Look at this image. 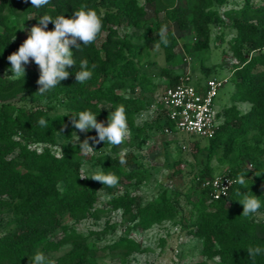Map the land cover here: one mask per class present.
<instances>
[{
  "label": "trees",
  "instance_id": "16d2710c",
  "mask_svg": "<svg viewBox=\"0 0 264 264\" xmlns=\"http://www.w3.org/2000/svg\"><path fill=\"white\" fill-rule=\"evenodd\" d=\"M142 1L50 0L48 5L37 9L30 0H0V67H11L7 56L22 43L14 39L15 26L9 23L10 16L21 14L23 26H34L44 14L71 18L75 11L90 9L103 22L94 43L81 45L82 51L72 48L77 66L68 69L69 77L44 95L36 93L39 71L34 62L25 65L23 79L0 74V213H9L12 225L0 234V264H31L37 252L46 257L65 245L68 248L50 264H100V252L117 256L116 264H128L127 258L132 253L147 250L140 241L126 235L102 246L89 241L91 234L107 232L110 227L107 221L100 230L87 233L77 231L73 225L87 216L98 218L114 211L126 222L125 229L143 232L154 223L176 216V192L162 187L153 198L141 203L127 190H118L120 183L140 182L148 175L140 165L126 169V163H119L117 153L131 144L130 139L120 148L89 140L95 152L84 155L79 143L96 136V132H79L71 125L70 115L91 110L97 114V121L106 126L109 113L123 105L128 128L132 127L135 116L148 106L147 102L142 95H124L116 90L127 88L133 93L138 88L144 93L155 85L139 70L140 47L148 42L158 43L157 33L166 25L170 43L159 46L165 61L179 60L181 51L189 56L201 55L199 63L206 78L209 68L203 66L202 56L207 55L211 24L234 30L228 40L230 57L221 51L222 59L228 60L233 90L229 95L231 103L216 112L220 122L214 134L205 138L200 148L193 143L201 151L202 168L194 176L198 193L193 201H188L192 221L186 232L200 240L199 254L206 260L216 261L220 257L221 264H264V253L253 261L246 251L249 246L264 248V218L244 217L243 206L237 202L243 199L241 194L254 195L262 204L259 212H264V0L256 4L240 0L237 7L221 12L217 6L226 0ZM146 5L151 7L149 16ZM160 10L163 22L157 18ZM122 23L126 29L119 34L117 26ZM53 28L50 22L47 30ZM186 34L188 41L184 40ZM142 38L146 40L143 45L138 43ZM81 59L89 61L93 73L84 84L76 83L74 75ZM161 73L168 77V85L178 76L171 75L165 67ZM59 96L63 97L61 113L50 114L49 108L37 105L25 108L15 104L18 98L35 104ZM237 102H247L248 108L238 110ZM41 117L48 122L47 128L38 125ZM160 123L163 127L172 126L163 115ZM141 131L142 127H138L137 136ZM74 135L79 141L72 140ZM57 138L62 140L57 155L47 147L40 151L29 147L30 143L52 145ZM212 158L223 166L221 175L236 179L239 173H245L248 187L233 183L226 196L210 199L208 189L200 188L198 180L211 177ZM84 160L92 161L105 174L114 173L119 178L118 185L107 187L90 178L80 179L85 175L81 168ZM245 162L250 167H245ZM173 164L179 170L178 163ZM98 190L106 195L105 206L95 205ZM51 234H55L54 238Z\"/></svg>",
  "mask_w": 264,
  "mask_h": 264
},
{
  "label": "rangeland",
  "instance_id": "374dc122",
  "mask_svg": "<svg viewBox=\"0 0 264 264\" xmlns=\"http://www.w3.org/2000/svg\"><path fill=\"white\" fill-rule=\"evenodd\" d=\"M142 3V0H137ZM259 0H252L256 4ZM240 0H226L220 6H217L218 12L231 7H237ZM148 8V16L150 15L151 7ZM23 15H13L8 18L10 24L15 26L14 39L24 41L27 38L28 31L32 26H23L21 20ZM159 22L164 21L163 11L160 10L157 14ZM168 24V23H167ZM171 26V25H170ZM208 36V51L207 55H203V66L209 68L208 77H215L224 80L222 85L217 89L216 95L213 98L215 110H220L221 107L230 104L229 95L233 90L230 71L227 68V59H222L221 51H224L226 57H230L228 51V40L233 35L234 30L228 27L211 24L209 26ZM119 34H123L126 27L122 23L117 26ZM189 36L186 34L184 40L188 41ZM145 38L138 41L143 45ZM191 41H194L191 38ZM141 62L139 70L150 78L155 85L150 87V90L142 93L140 89L135 88L134 92H130L127 88L117 89L116 92L124 95H142L147 102V105L155 102L161 96L163 89L168 85V77L162 75L161 68L165 67L170 71L171 75L182 74L187 71L191 81L204 80V74L201 71L199 60L201 55L189 56L188 54L179 53L180 59H172L165 61L162 50L154 47V43L148 42L145 47H140ZM10 67H0V74L12 77L13 74L8 71ZM63 97L59 96L56 99L47 102L40 100L33 104L26 98H18L15 100L16 106L25 108L34 105L49 108V113H61L64 111L62 107ZM246 104L237 103V109L243 111ZM142 111L135 116V124L129 128L131 133V144L121 148H128L126 169L135 168L136 165L143 167L148 175L140 182L130 181L122 182L117 189L127 190L128 193L134 195L143 203L151 198L160 190L166 188L169 192H176L177 214L173 219L164 220L159 223L152 224L143 232H137L132 229H125L126 222L119 217L118 212L108 211L100 215L98 218L87 216L79 220L73 226L82 233L88 231H98L104 221L110 224L109 229L105 234H91L88 240L96 246L109 244L116 240L117 237L126 235L137 239L142 246L147 247V250L139 253H132L127 258L128 264H221L215 260H206L200 256V240L189 235L186 230L191 224L192 216L190 215V204L188 201H193L198 193L197 185L195 184V175L202 168L201 151L193 143H197L198 147H202L206 142L205 138L198 137L192 134L177 132L166 134L163 132V125L160 123L162 119V111L157 108L154 117H149L147 113ZM138 127H142V131L137 136ZM73 141L76 140V135L73 136ZM62 142L57 138L52 145L43 143H30L29 147L36 151H40L43 147L49 148L53 154L59 153V144ZM262 145L264 146V136L262 137ZM178 163L179 170H175L174 162ZM210 176L218 175L222 172L223 166L217 164L212 158ZM82 171L85 175L99 172V167L90 160H84L82 163ZM106 200V195L98 190L96 206H105L103 203ZM254 219L264 218V212H257L252 215ZM10 214L7 212L0 213V234L11 228ZM55 234L50 237L54 238ZM68 245L62 246L56 252L46 254L47 262L50 264L53 259L64 252ZM98 261L100 264H116L119 259L117 256L100 252Z\"/></svg>",
  "mask_w": 264,
  "mask_h": 264
},
{
  "label": "clouds",
  "instance_id": "9594fccd",
  "mask_svg": "<svg viewBox=\"0 0 264 264\" xmlns=\"http://www.w3.org/2000/svg\"><path fill=\"white\" fill-rule=\"evenodd\" d=\"M49 3L50 0H30L31 6L37 9ZM50 22L54 25V28L47 30ZM102 27V18L95 10L82 9L75 11L71 18H66L64 15L53 18L48 14H44L39 18L38 24L30 28L27 38L19 45L18 49L7 56V60L11 65L8 71L13 74L14 78L23 79L25 76V65L29 64L30 61L34 62L38 66L39 71L36 81L38 85L36 93L44 95L55 89L60 85L61 81L69 77V68L77 66V60L74 58L72 48L75 47L77 51H82L81 45L87 46L94 43ZM157 35L159 42L154 44V47L158 48L160 44L167 46L170 43L166 25L160 27ZM95 67V64L91 66L92 69ZM78 69L74 74L75 81L78 84H84L93 75L92 70L89 68V61L81 59ZM70 116L71 125L79 132L87 133L89 130H95L96 132V136L88 137L79 143V149L84 155L95 152L94 147L90 146L89 140H92L93 144L103 142V144L107 143L113 147L118 146L120 148L126 140L131 138L126 110L123 105L117 106L113 112L109 113L106 126L103 122L97 121V114L91 110H82L77 115ZM37 123L42 128L48 127V122L43 117L39 118ZM76 141H79L77 135ZM128 151V148H120L117 153L120 164L123 165L127 162ZM245 176V173H239L233 182L243 188H247ZM79 178H90L107 187H115L119 183V178L111 172L105 174L103 171H99L91 175H82ZM238 194H241V192ZM241 195H243V199L237 201L243 206L241 215L250 217L261 209L262 204L258 197L246 194ZM246 251L249 258L255 261L257 256L264 253V248L249 246ZM46 259L42 252H37L31 258V264H46ZM215 259L219 262L220 257Z\"/></svg>",
  "mask_w": 264,
  "mask_h": 264
},
{
  "label": "built area",
  "instance_id": "2783aa9c",
  "mask_svg": "<svg viewBox=\"0 0 264 264\" xmlns=\"http://www.w3.org/2000/svg\"><path fill=\"white\" fill-rule=\"evenodd\" d=\"M223 81L213 76L203 81H191L189 73L185 71L171 85L166 86L161 96L144 111L149 117H154L157 108H160L162 115L172 123V126L163 127L166 134L183 132L209 138L220 122L213 98ZM244 165L250 167L248 162ZM234 180L229 175L218 174L198 180V186L208 189L210 199H216L226 196Z\"/></svg>",
  "mask_w": 264,
  "mask_h": 264
},
{
  "label": "crops",
  "instance_id": "0c3cea01",
  "mask_svg": "<svg viewBox=\"0 0 264 264\" xmlns=\"http://www.w3.org/2000/svg\"><path fill=\"white\" fill-rule=\"evenodd\" d=\"M237 103H240V104H246L247 107H246L244 110H246V109L248 108V103H247V102H237ZM237 103H235V104H236V107H237ZM244 110H243V111H244Z\"/></svg>",
  "mask_w": 264,
  "mask_h": 264
}]
</instances>
